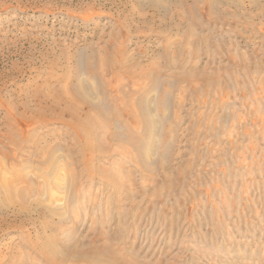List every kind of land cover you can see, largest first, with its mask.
<instances>
[{"label": "rangeland", "instance_id": "1", "mask_svg": "<svg viewBox=\"0 0 264 264\" xmlns=\"http://www.w3.org/2000/svg\"><path fill=\"white\" fill-rule=\"evenodd\" d=\"M157 1L0 0V183L18 176L23 187L27 176L35 206L0 209V264H46L36 250L109 243L138 264H264V0ZM124 43L140 66L134 85L122 71L120 95L119 72L102 62ZM149 67L161 74L150 99L160 156L144 160L130 139L146 145L147 118L130 109L129 92L149 83ZM76 72L112 114L94 113L93 161L80 158L82 132L38 116L42 98L66 94ZM39 148L61 157L58 171Z\"/></svg>", "mask_w": 264, "mask_h": 264}, {"label": "bare ground", "instance_id": "2", "mask_svg": "<svg viewBox=\"0 0 264 264\" xmlns=\"http://www.w3.org/2000/svg\"><path fill=\"white\" fill-rule=\"evenodd\" d=\"M165 1L166 0H158L157 2H158V4H159V2L161 4L162 2H165ZM223 3H225V2H223ZM192 35L187 36V37H189V41H191L193 39ZM189 41H188V43H189ZM126 46H127L126 43H124V44H122L121 48L118 51H115V52L114 51H108L105 59L102 62V64L105 63L108 72L111 71L113 68L114 69L116 68L118 71L116 70L115 72H119V75L122 74V76H123L124 73H126V74L128 73V75H130V76H128L129 82L133 83V85H134V83L136 84V82H137L136 77H138L137 73L135 75L134 68L140 66L139 65L140 61H136L134 58V55H133V57H129L130 55L128 52V48ZM177 52H178V50L174 53H170L169 50H165L164 54L166 56H169L171 54H173L174 56H176V55L178 56L179 54ZM101 60L102 59H100L99 61H101ZM77 64H79V68H82L80 63H77ZM168 64L170 67L174 66V64L171 63V61ZM87 65L89 66L88 67L89 69H94L93 68V66H95L94 63H88ZM145 67H148V66L145 65ZM52 68L55 69V65H53ZM181 68H183V65L181 66ZM149 70H150V67H149V69H147L143 73L144 75H146V78L149 79V83L147 85L139 88V89H136V90H133L132 92L131 91L129 92V93H132V95L136 98V101L131 104L132 107L130 109L133 108V109H136L137 112L140 111V113H142L144 115V117L147 118L146 122L139 121L140 127L143 129L141 131V133L143 135H147V137L149 138V141L148 140H147L148 142L146 141V145H145V140H142V139L137 140L135 137H132L130 139L131 145L136 147V149L138 151H140V150L144 151V153L141 156V159H144V160H148L150 157H152L156 154L158 155V152H160V148L157 149L155 140L154 139L152 140V138H154V136H156L158 134L157 133L158 130H157V125L155 124V119L153 118V113H151L152 102L150 101V99H152L151 97L153 95H157L159 93V84H160L159 83V81H160L159 76H161V74H159L160 71L159 72L158 71L152 72ZM122 71L124 73H122ZM108 72H105V74ZM119 75H117L118 76L117 77L118 78V80H117L118 85L116 86V91H118L120 93V91H122L123 88H126V87L124 86L125 83L120 81L122 76L121 75L119 76ZM80 76H81V74H80ZM80 76H79V73L76 72L75 76H74L76 78L75 79L72 78V80L70 79V81L67 82L68 87L65 88L67 91L66 94L54 92V93H51L50 95L48 93V95L43 97L41 100L42 105L47 106V108L42 106L43 108L42 109L40 108V110H39L40 115H38V116H39L40 120H42V119L46 120V122H44V123L48 124L50 122V123L54 124L55 122H60L64 126L69 127L72 131L78 132L77 130H79L80 132H82V134H84V135L78 134V136L81 139V141H84L83 138L85 137L86 145L84 148H82L83 146L81 147V145L79 146L77 144L78 145V147H77L78 151L79 152L81 151L80 153H82L80 158L81 159H83L82 157L85 158L86 153H88L87 155H89L91 158V161H93L95 158L98 157V153H99V152L97 153L98 149L94 147V141H95L94 139H95V137H97L95 129H98L100 126L99 122L94 117V113H96V112L100 113V115L105 117V115H106L105 111H107V107L103 102L104 99L98 98L97 89L95 88L93 83H89L86 80H83ZM150 79L152 80V83L150 82ZM180 79L182 80V78H180ZM206 80H207V78H206ZM161 81H165L166 83L168 82L169 86L171 87L173 79L171 77L167 76L165 79H161ZM47 87H48V85H47ZM59 91H61V90H59ZM168 94H169V92L166 90H164L162 93L161 101H162L163 105H164V103L168 97ZM120 95H121V93H120ZM132 95L130 96V98H134ZM95 97H97L99 100H95ZM105 98H107V97H105ZM150 102H151V104H150ZM165 105H166V103H165ZM107 113H109L108 116H110L111 113L109 111H107ZM67 114L69 115L68 119L66 118ZM152 123L154 125H152ZM140 135L136 134L135 136L137 138H139ZM112 136L114 137L115 135H112ZM112 136L109 137L111 140L113 139ZM130 136H132V135H128V137H130ZM75 143H77V142H75ZM141 146L145 147V148L143 149ZM74 147H76V145ZM36 151L41 156H43V154H44L45 159H43V161H42L43 165H46L47 168H49L52 172H56L59 170L58 161L61 159V157L59 156V159H58V157L55 154V152L53 151V149H51V148L50 149L39 148V149H36ZM75 151L74 150L71 151V149H68L67 153H68L69 157H72V155L74 156ZM110 151H112V150H110ZM145 151H146V153H145ZM158 156H160V155H158ZM155 157H157V156H155ZM77 162H78V160H77ZM82 162H84V160ZM92 163L93 162H90L89 164H87V163L84 164L86 166L85 167L86 172L88 170L90 172V174L92 173V171L94 172V170H95V167L92 166ZM145 164H146V162H145ZM166 167L168 168V166H166ZM93 176H95V175H93ZM96 176H97V174H96ZM76 179H77L76 173L70 172V181H72L74 183ZM22 180L24 182V186L26 185L27 188L19 185V183H18L19 177L18 176H15L13 179H10V180H5L3 183H0L1 187H3L4 192H5V200L0 202V209L6 210V211L14 210L15 216L30 213L33 210V208L35 207L34 204H30L31 202H33V200L31 199L32 197H30L32 195V192L30 190L31 189L30 188V181H28L27 176H25ZM25 190H27V192H25ZM49 212L52 214L57 213L55 209H51ZM55 236L53 237V240L56 241L55 243L60 245L61 243L59 242V239ZM105 243H106V240H105ZM130 251L131 250L128 248L127 249L121 248L120 246L110 245V243H109L107 245L90 244L89 248L86 250H79L77 247H74V246L66 247L64 245L63 248L59 247V246L58 247L52 246L51 249H50V247H48L47 251L45 248H43L42 250H40V249L36 250V254L41 256L45 260L46 264H67L68 261H70V264L71 263H75V264H138L136 261H134L133 258L132 259L127 258L126 254Z\"/></svg>", "mask_w": 264, "mask_h": 264}]
</instances>
